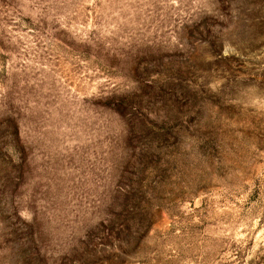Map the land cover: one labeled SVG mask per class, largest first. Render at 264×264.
Returning a JSON list of instances; mask_svg holds the SVG:
<instances>
[{
  "label": "rangeland",
  "instance_id": "rangeland-1",
  "mask_svg": "<svg viewBox=\"0 0 264 264\" xmlns=\"http://www.w3.org/2000/svg\"><path fill=\"white\" fill-rule=\"evenodd\" d=\"M0 264H264V0H0Z\"/></svg>",
  "mask_w": 264,
  "mask_h": 264
}]
</instances>
